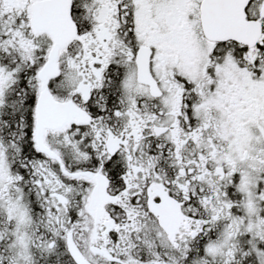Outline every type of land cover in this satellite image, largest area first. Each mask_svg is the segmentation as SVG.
<instances>
[{
    "label": "snow or ice",
    "instance_id": "snow-or-ice-1",
    "mask_svg": "<svg viewBox=\"0 0 264 264\" xmlns=\"http://www.w3.org/2000/svg\"><path fill=\"white\" fill-rule=\"evenodd\" d=\"M0 264H264V0H0Z\"/></svg>",
    "mask_w": 264,
    "mask_h": 264
}]
</instances>
